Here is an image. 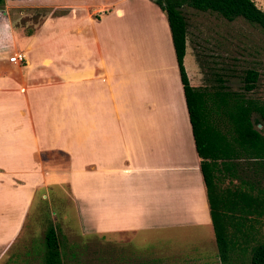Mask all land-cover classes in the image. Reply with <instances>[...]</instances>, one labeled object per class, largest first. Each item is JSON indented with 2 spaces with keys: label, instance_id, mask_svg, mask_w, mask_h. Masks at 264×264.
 Wrapping results in <instances>:
<instances>
[{
  "label": "crops",
  "instance_id": "obj_1",
  "mask_svg": "<svg viewBox=\"0 0 264 264\" xmlns=\"http://www.w3.org/2000/svg\"><path fill=\"white\" fill-rule=\"evenodd\" d=\"M116 3L102 16L94 5L82 4L84 14L54 5L63 11L27 33L0 17V264L50 177L66 181L81 238L123 247L136 264L167 238L175 262L221 264L175 56L173 82L163 74L148 86L126 55ZM188 43L187 33L184 65ZM17 53L23 61L9 62ZM186 74L201 87L198 70ZM57 155L67 158L61 169L48 165Z\"/></svg>",
  "mask_w": 264,
  "mask_h": 264
},
{
  "label": "rangeland",
  "instance_id": "obj_2",
  "mask_svg": "<svg viewBox=\"0 0 264 264\" xmlns=\"http://www.w3.org/2000/svg\"><path fill=\"white\" fill-rule=\"evenodd\" d=\"M147 1V3L142 0L5 1L0 5V17L4 14L6 21H10L14 27L23 26L24 33H27L43 16L63 11L60 8L51 9L54 5L60 6L65 2L76 4L73 6L78 8L80 14L81 11L83 14L86 12L81 7L82 4L94 5L99 8L94 13L95 16H102L117 2L115 9L117 7L121 10L120 18L123 20L120 33L125 41L126 55L131 58L134 70L140 71L148 86L154 80H160L163 74L168 83L173 82L170 76L174 68L172 60L175 54L173 46L170 47L166 39L168 35L163 24L164 13L153 0ZM253 1L264 12V0ZM45 5H49V8L44 9L42 6ZM182 12L187 22L188 45L191 51L184 65L185 71L192 76L196 70L199 71L201 89L206 86L205 90L212 92L221 80L225 91L243 94L259 105H264V34L260 28L242 18L227 21L215 13L200 12L190 7H183ZM112 16L115 18V15ZM16 33L22 40V34L19 31ZM247 70L256 71L258 74L256 87L251 92H244L243 89ZM153 88L165 99V88L163 90L160 84L153 85ZM252 118L256 128L264 135V119L259 114H253ZM48 165L61 169L66 165V161L63 157L56 156L48 160ZM55 182L50 177L46 187L36 191L26 224L16 244L6 253L5 264H42L43 238L49 226L58 234L67 264L138 263L135 260L138 255L123 247L115 252L108 244L101 245L93 238L78 236L80 221L77 219L76 206L69 188L62 178ZM259 235L264 237V226L259 229ZM160 245L162 250L157 252L149 250L143 254V258H146L143 264H183L180 261H173L175 255L170 250L174 249L175 244L172 240L162 238ZM186 245L188 243L185 245L182 243L175 248L184 253L196 250L192 243L191 246ZM34 248H39L40 251L35 253ZM32 249L33 252L28 255ZM188 262L187 260L184 264ZM235 264H249V255L240 258Z\"/></svg>",
  "mask_w": 264,
  "mask_h": 264
},
{
  "label": "trees",
  "instance_id": "obj_3",
  "mask_svg": "<svg viewBox=\"0 0 264 264\" xmlns=\"http://www.w3.org/2000/svg\"><path fill=\"white\" fill-rule=\"evenodd\" d=\"M5 1L26 0H0V5ZM153 2L164 13L170 31L220 263L235 264L249 255V264H264V237L259 235L264 226V135L252 118L259 114L264 119V105L243 94L225 91L221 80L212 93L190 85L183 62L187 22L182 9L215 13L227 21L242 18L263 34L264 12L253 0ZM257 78L256 71H246L244 92L256 87ZM43 243L42 264H67L53 227L46 229Z\"/></svg>",
  "mask_w": 264,
  "mask_h": 264
},
{
  "label": "built area",
  "instance_id": "obj_4",
  "mask_svg": "<svg viewBox=\"0 0 264 264\" xmlns=\"http://www.w3.org/2000/svg\"><path fill=\"white\" fill-rule=\"evenodd\" d=\"M23 59H24L23 54L17 53L9 58V62L14 64H18V63L20 64L23 61Z\"/></svg>",
  "mask_w": 264,
  "mask_h": 264
}]
</instances>
